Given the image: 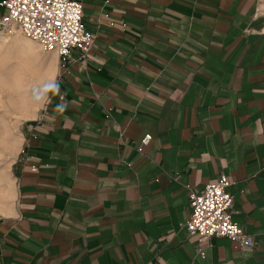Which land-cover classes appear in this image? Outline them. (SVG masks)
<instances>
[{"label":"crops","instance_id":"0c3cea01","mask_svg":"<svg viewBox=\"0 0 264 264\" xmlns=\"http://www.w3.org/2000/svg\"><path fill=\"white\" fill-rule=\"evenodd\" d=\"M80 1L93 46L56 53L0 216V264H264L259 0ZM220 173L253 245L213 236L200 254L188 193Z\"/></svg>","mask_w":264,"mask_h":264},{"label":"built area","instance_id":"2783aa9c","mask_svg":"<svg viewBox=\"0 0 264 264\" xmlns=\"http://www.w3.org/2000/svg\"><path fill=\"white\" fill-rule=\"evenodd\" d=\"M0 5L6 8L0 19L5 33L17 28L42 50L55 51L61 60H68L72 49L85 57L93 46L94 33L85 25L80 0H0ZM150 138V133H146L141 145ZM31 169L36 167L32 165ZM231 183L227 174L220 173L202 188L189 190V214L184 228L197 237L200 254L213 236L236 240L245 248L253 245L251 236L232 219Z\"/></svg>","mask_w":264,"mask_h":264},{"label":"rangeland","instance_id":"374dc122","mask_svg":"<svg viewBox=\"0 0 264 264\" xmlns=\"http://www.w3.org/2000/svg\"><path fill=\"white\" fill-rule=\"evenodd\" d=\"M259 12L264 0H259ZM56 67V52L44 51L19 30L0 27V216L10 212L15 161L26 124L41 109Z\"/></svg>","mask_w":264,"mask_h":264},{"label":"bare ground","instance_id":"6f19581e","mask_svg":"<svg viewBox=\"0 0 264 264\" xmlns=\"http://www.w3.org/2000/svg\"><path fill=\"white\" fill-rule=\"evenodd\" d=\"M25 38L27 39V40H29V41H32V40H30L29 38H27L26 36H25ZM33 42V41H32ZM35 43V42H34Z\"/></svg>","mask_w":264,"mask_h":264}]
</instances>
